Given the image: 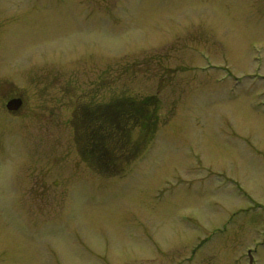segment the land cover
<instances>
[{"label":"rangeland","instance_id":"obj_1","mask_svg":"<svg viewBox=\"0 0 264 264\" xmlns=\"http://www.w3.org/2000/svg\"><path fill=\"white\" fill-rule=\"evenodd\" d=\"M251 257L264 0H0V264Z\"/></svg>","mask_w":264,"mask_h":264},{"label":"water","instance_id":"obj_2","mask_svg":"<svg viewBox=\"0 0 264 264\" xmlns=\"http://www.w3.org/2000/svg\"><path fill=\"white\" fill-rule=\"evenodd\" d=\"M22 105L21 99H12L7 104V109L10 111H16L18 110Z\"/></svg>","mask_w":264,"mask_h":264},{"label":"flooded vegetation","instance_id":"obj_3","mask_svg":"<svg viewBox=\"0 0 264 264\" xmlns=\"http://www.w3.org/2000/svg\"><path fill=\"white\" fill-rule=\"evenodd\" d=\"M13 99H21L22 100V105H21V107L18 109V110H16V111H10V110H8L7 109V104H8V102L10 101V100H12V99H10L8 102H7V104H6V109L9 111V112H18L19 110H21L22 109V107H23V105H24V100L22 99V98H13ZM249 264H253V258L251 257V259H250V261H249Z\"/></svg>","mask_w":264,"mask_h":264}]
</instances>
